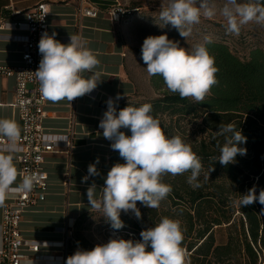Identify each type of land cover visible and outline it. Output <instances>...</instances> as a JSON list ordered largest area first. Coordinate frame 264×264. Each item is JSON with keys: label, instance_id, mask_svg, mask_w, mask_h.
Instances as JSON below:
<instances>
[{"label": "clouds", "instance_id": "1", "mask_svg": "<svg viewBox=\"0 0 264 264\" xmlns=\"http://www.w3.org/2000/svg\"><path fill=\"white\" fill-rule=\"evenodd\" d=\"M216 12L211 0H167L166 6H161L160 19L164 26L170 23L181 37L187 39L193 25L200 23L202 17L213 18ZM219 12L226 21L227 32L235 35H239L241 27L249 22L264 25V6H260L259 0L246 3L224 0ZM205 41L187 51L166 34L148 36L142 44V60L148 74L161 76L167 90L181 99L205 102L212 87L218 84L216 73L219 71L206 47L212 41L209 37H205ZM87 43L82 34L70 35L68 44L56 40L55 33L42 35L38 44L42 59L34 72L42 99L53 103L67 100L71 104L98 86L103 72L94 71L100 61ZM85 72L90 73L87 78L83 75ZM121 98L117 94L114 100L107 101V111L99 127L103 129V137L112 142L111 148L126 162L117 163L108 171L99 199L95 183L86 193L90 207L101 211L115 230L124 227L121 211L131 210L137 219L141 218L138 201L151 209L160 206L172 191L171 185L163 183L167 174L176 176L190 172L187 182L194 189L202 187L198 182L201 158L191 145L179 135L166 136L160 121L151 115V104L127 106L117 114L116 102ZM122 128L130 130L131 135H126ZM217 134L224 137V144L222 147L217 144L220 155L214 161L227 166L236 162L238 154L246 155L247 149L238 146L246 143V137L232 124L221 125ZM0 137L7 140L0 148V207H3L5 200L13 194L30 192L39 177L24 175L19 185L12 187L18 176L14 153L19 150L21 140L19 125L11 119H0ZM98 163L97 158L88 166V175L82 178V183L99 175ZM256 201L264 205V189L257 196L253 186L237 203L243 207ZM140 236L141 241L113 238L90 251L77 250L67 258L66 264H188L187 250L182 247L184 230L179 221L163 217L155 227L141 231ZM149 247L151 251L147 250Z\"/></svg>", "mask_w": 264, "mask_h": 264}, {"label": "trees", "instance_id": "2", "mask_svg": "<svg viewBox=\"0 0 264 264\" xmlns=\"http://www.w3.org/2000/svg\"><path fill=\"white\" fill-rule=\"evenodd\" d=\"M259 3L264 6V0ZM211 41L206 47L219 69L218 84L212 87L205 102L196 103L192 98L181 99L178 94H171L163 78L154 75L151 85L161 94L159 98L142 100L136 95L122 99L118 108L119 112L127 106L151 104V115L160 121L168 137L173 136V125L164 122V115L202 120L204 135L185 142L201 158L198 182L202 187L194 189L187 182L190 172L165 175L163 183L172 188L167 198L155 209L138 201L140 219L131 210L122 211L124 227L117 232L121 237H136L141 241V231L155 227L167 217L179 221L184 230L182 247L187 250L188 264H228L238 262L244 254L248 259L246 264H258L264 246V205L256 201L240 207L237 201L253 186L257 196L264 189V50L254 48L242 59L227 43ZM228 124L246 137V143L238 146L247 152L243 156L238 154L235 163L223 166L214 161L220 155L217 144L221 147L224 144V137L217 132L221 125ZM121 131L131 135L128 129ZM125 162L118 151L112 150L111 167ZM207 176L209 179H205ZM219 230L226 232L225 240L218 239ZM75 236L80 245L87 246L85 240Z\"/></svg>", "mask_w": 264, "mask_h": 264}, {"label": "crops", "instance_id": "3", "mask_svg": "<svg viewBox=\"0 0 264 264\" xmlns=\"http://www.w3.org/2000/svg\"><path fill=\"white\" fill-rule=\"evenodd\" d=\"M41 0H0V24L7 15L6 7L25 12ZM50 8L49 35L62 44L70 42V35L82 34L87 47L97 54L100 64L94 71H102L98 86L89 94L58 103L47 101V117L44 120L46 132L60 140L55 149L46 154L45 168L49 174V189L46 199L24 214L21 223L22 234L26 240L41 242L39 251L27 252L48 257L61 256L64 250L57 244L65 239L64 230L75 228L88 212L92 211L87 198V189L96 185V196L100 198L105 178L111 169V141L103 137L99 123L107 111V101L122 98L116 102L117 114L122 99L138 94V79L130 71L129 49L122 36L123 25L111 18L110 11L116 7L117 0H45ZM95 6V17L80 15L82 6ZM8 16V15H7ZM24 14L9 17V21L23 20ZM27 33L24 29L8 27L0 29V62L12 64L21 59L23 40ZM87 78L90 73L83 74ZM14 77H0V119L14 120L21 127V119L13 107L15 101ZM93 94V95H91ZM72 130V148L61 141ZM14 153V164L18 172L12 187L20 183V166ZM99 175L89 177L86 183L82 178L88 175V166L95 163ZM66 179L68 182L66 183ZM13 196V195H12ZM12 196L5 200L9 202ZM3 207H0V224ZM76 237V236H75ZM78 242V241H77ZM77 250L90 251L88 246L79 244L69 248L68 256ZM44 264V263H39Z\"/></svg>", "mask_w": 264, "mask_h": 264}, {"label": "built area", "instance_id": "4", "mask_svg": "<svg viewBox=\"0 0 264 264\" xmlns=\"http://www.w3.org/2000/svg\"><path fill=\"white\" fill-rule=\"evenodd\" d=\"M84 2L82 1L79 14L97 16L98 9L93 5L83 6ZM6 11L8 16H4L1 20L0 29L8 27L24 29L27 35L23 40L21 59L12 64L0 62V77L15 79L13 107L22 122L21 140L18 142L19 150L17 151L20 178L34 174L39 177V180L30 192L13 194L10 201L3 206L0 224V264H66L69 248L78 245L73 226L64 230L65 239L57 244L64 253L57 257L29 254L27 250L36 253L42 244L26 240L21 228L23 214L30 207L46 199L49 189V174L45 168L46 154L52 152L56 143L60 141L50 136L45 130L47 101L42 99L39 84L34 75L42 59L38 49L39 41L44 33L49 35L50 8L45 0H41L25 12L15 9L12 4L6 7ZM22 14H24L23 20L9 21V17ZM110 15L114 21L119 22L132 14L117 5L110 11ZM72 134L70 129V133L61 140L69 149L72 148ZM6 144L7 140L0 137V148ZM67 182L68 179H66ZM118 235L121 237L120 233Z\"/></svg>", "mask_w": 264, "mask_h": 264}, {"label": "rangeland", "instance_id": "5", "mask_svg": "<svg viewBox=\"0 0 264 264\" xmlns=\"http://www.w3.org/2000/svg\"><path fill=\"white\" fill-rule=\"evenodd\" d=\"M211 2L217 9L216 15L211 19L202 17L200 23L192 26L191 35L185 39L170 23L164 26V22L160 19L161 6H166L167 0H117L119 7L132 14L121 20V23L122 36L129 49L130 71L138 79V99L152 100L161 96L152 87L147 65L142 60V44L148 36L166 34L170 40L178 41L180 47L187 51H191L197 44L205 43V37H209L211 40L227 43L231 50L242 59L247 58L254 48L264 50V25L249 22L241 27L239 35L229 33L226 30V21L219 12L224 0H211ZM240 2L246 3L248 0H240ZM162 118L167 124L173 125L171 134L179 135L184 142L194 141L204 135L202 120L169 115H164ZM117 231L111 227L110 221L103 216V213L95 209L82 217L75 228V234L85 240L86 245L91 249L97 245L106 244L113 238L130 239L126 236L119 237ZM217 237L222 241L226 239L227 234L224 230H219ZM131 240L137 241L136 237H132ZM260 250L258 264H264V246ZM247 262L248 259L244 254L238 262L233 261L228 264H246Z\"/></svg>", "mask_w": 264, "mask_h": 264}]
</instances>
